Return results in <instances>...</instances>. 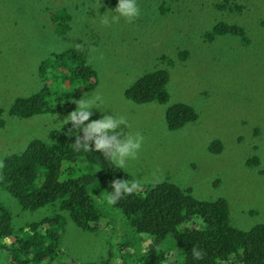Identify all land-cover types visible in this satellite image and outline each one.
I'll return each instance as SVG.
<instances>
[{"label": "rangeland", "instance_id": "1", "mask_svg": "<svg viewBox=\"0 0 264 264\" xmlns=\"http://www.w3.org/2000/svg\"><path fill=\"white\" fill-rule=\"evenodd\" d=\"M222 1L138 0L137 21L104 27L99 11L110 15L115 9L106 0H0V200L12 211L17 229L50 211L22 209L1 184L5 161L34 139L50 141V133L62 129L77 105L66 102L73 91L63 72L51 68L52 90L65 95L58 110L22 118L11 108L18 98L44 88L41 65L50 53L70 49L82 52L98 72V86L82 97H104L90 121L113 111L126 118L132 133L143 134L139 159L124 168L141 186L170 181L200 200L227 199L238 228L264 223V0H237L239 9L232 4L220 10ZM64 9L72 19L64 22L62 34L53 17ZM221 21L243 26L250 43L229 35L208 39ZM156 69L170 72L168 105L125 97L130 84ZM180 102L192 105L199 118L173 131L166 112ZM69 124L72 133L81 132ZM215 142L220 152L211 149ZM93 196L104 209V225L85 232L66 215L57 264H146L152 239L134 233L122 212L107 207L104 192L94 190ZM11 258L0 250V264H10ZM179 258L172 248L165 264Z\"/></svg>", "mask_w": 264, "mask_h": 264}, {"label": "trees", "instance_id": "2", "mask_svg": "<svg viewBox=\"0 0 264 264\" xmlns=\"http://www.w3.org/2000/svg\"><path fill=\"white\" fill-rule=\"evenodd\" d=\"M106 2L112 8L118 4V0ZM232 4L239 9L237 0H223L217 8L229 9ZM53 19L57 32L63 34L67 27L64 22H70L72 15L64 9ZM60 27L63 28L59 30ZM226 35L250 43L243 26L225 21L215 24L207 38L213 40ZM50 54L41 65L46 80L44 88L18 98L11 108L12 114L31 118L55 112L65 102V95H56L52 90L55 80L49 75L51 68L63 72L65 83L73 91L66 101L72 106L77 105L85 92L98 86V72L82 52L70 49ZM170 79L167 69L148 71L127 87L125 97L138 104L168 105ZM198 118L197 110L183 102L169 105L166 112L168 127L173 131ZM77 134L82 136V132L72 133L71 125L67 124L52 131L50 141L34 139L21 154L6 159L1 173V184L6 191L25 211L46 208L50 211L41 220L17 229L12 211L0 200V250L11 255L10 264H57L66 232L65 216L85 232L99 231L105 217L104 209L93 196L94 190L108 196L115 179H134L125 169L115 168L102 153L77 151L73 144ZM211 149L220 152L221 144L215 142ZM106 206L122 212L134 233L152 239L146 264H165L172 248L180 256L174 264H264V223L248 230L234 226L230 204L225 198L200 200L190 190L162 181L141 186L117 204L106 202ZM193 247L204 253L202 260L194 259Z\"/></svg>", "mask_w": 264, "mask_h": 264}, {"label": "clouds", "instance_id": "3", "mask_svg": "<svg viewBox=\"0 0 264 264\" xmlns=\"http://www.w3.org/2000/svg\"><path fill=\"white\" fill-rule=\"evenodd\" d=\"M141 14L138 0H118L117 6L110 15L106 14L105 11L101 14L99 11L100 23L104 27H110L112 24L121 21L133 23L140 18ZM103 104L104 97L100 93L80 99L76 110L64 120L66 123L63 124V127L71 123L74 129L82 132V136L77 134L76 141L73 143L77 151L94 150L102 153L115 168L122 170L127 167L129 161L139 159L144 144V136L140 132L132 133L126 118L117 116L113 111L112 115H104L99 120L90 121L93 115L92 110L94 108L101 110ZM121 126H126L129 131L125 133ZM118 129L119 131H117ZM110 187L113 190L107 196V203L115 205L123 197L139 191L141 184L138 178L115 179ZM192 255L194 259L202 260L204 253L193 247Z\"/></svg>", "mask_w": 264, "mask_h": 264}]
</instances>
